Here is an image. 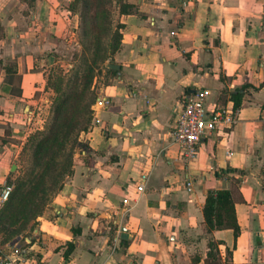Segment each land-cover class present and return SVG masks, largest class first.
I'll return each mask as SVG.
<instances>
[{
	"label": "crops",
	"instance_id": "0c3cea01",
	"mask_svg": "<svg viewBox=\"0 0 264 264\" xmlns=\"http://www.w3.org/2000/svg\"><path fill=\"white\" fill-rule=\"evenodd\" d=\"M71 1L0 0V193L18 172L32 104L49 89L50 50L78 24ZM127 2L128 13L117 5L120 46L107 79L92 85L73 174L0 259L18 243L27 250L19 264H264V0ZM200 89L209 109L236 118L186 158L175 109ZM223 188L237 231L205 220L209 190Z\"/></svg>",
	"mask_w": 264,
	"mask_h": 264
},
{
	"label": "trees",
	"instance_id": "16d2710c",
	"mask_svg": "<svg viewBox=\"0 0 264 264\" xmlns=\"http://www.w3.org/2000/svg\"><path fill=\"white\" fill-rule=\"evenodd\" d=\"M95 1L100 3V8ZM113 2L120 4L121 13H128L132 9L131 3L127 0H72L69 4L70 10L79 13L80 16L90 10L96 13L98 19H102L103 23H97L95 32L100 29L109 30L108 48L112 47L111 53L119 48L122 35L119 30L122 26L120 23L115 24V31L109 29L113 27L110 18V7ZM113 39H116V43L111 46ZM94 40L96 43L100 41L97 33ZM108 59L113 61V55L111 58H108V55L101 58L104 61ZM96 65L97 60L94 58L82 72L71 69L64 74L55 66L47 73L46 87L53 92L51 114L48 115L44 129L30 137L32 164L28 165L25 176L16 179L14 189L0 207V230H4L0 242L12 239L18 231V224L30 217L39 216L45 205L50 203L64 186L66 178L73 174V148L80 132L87 130L92 122V105L97 97L92 88ZM10 69L11 66L8 67V72ZM106 69L114 71L112 68ZM232 97L235 106H239L238 94H232ZM27 148L28 144L25 142L22 153L26 152ZM204 216L209 226L232 227L237 231L234 200L229 189L209 190Z\"/></svg>",
	"mask_w": 264,
	"mask_h": 264
},
{
	"label": "rangeland",
	"instance_id": "374dc122",
	"mask_svg": "<svg viewBox=\"0 0 264 264\" xmlns=\"http://www.w3.org/2000/svg\"><path fill=\"white\" fill-rule=\"evenodd\" d=\"M98 3V6L100 8V3ZM117 5L119 6V3L113 2L110 7L111 12V23L113 24V27H109L112 31L116 30L114 28L116 24V17H117ZM66 6V5H64ZM69 8V5L67 6ZM78 24L75 28H73L71 25H68L63 32V35L57 44L52 47L50 50V53H52V58L55 60L53 64L48 63L46 72L48 73L50 69H53L55 66L58 68V71H61L64 74H67L71 69H77L81 72L83 69L88 65V63L91 62L92 59L97 60V65L94 68L95 75L93 76V83L94 82H102L105 78L107 79L108 75L104 74L103 71L105 67V63L107 60H101L102 56H107L108 58H111L113 53H111V48H108V43L110 42V34L109 30H99L98 32H95V28L98 26L97 23L102 24V19H98L96 13L91 12L90 10L88 13L83 14V16L79 15V13H75ZM97 33V37L100 38L99 42H95L94 37ZM116 39H113L111 42V46L115 45ZM109 50V51H108ZM109 60V59H108ZM108 63V62H107ZM93 85V84H92ZM93 88V87H92ZM95 91V89H94ZM39 96L41 94L43 95L42 99L36 104H32L33 110L30 113V120L26 121L25 128H27V138L26 142L28 144V148L26 152H23L20 154L19 158L17 159V162H15V169L18 168V172L13 176V178H10L8 181L9 184L12 186V190L14 189L16 185V179L19 177L25 176V173L27 172L28 165L30 166L32 164L33 154L31 150V139L30 137L40 130H43L45 127V123L47 122L48 115L51 114V97L53 95V92L51 89H48L47 91L40 90ZM28 111V108H27ZM80 134L78 135V139L76 141V144L73 148L74 155L80 147H82L83 143L80 139ZM36 137V136H35ZM34 137V138H35ZM33 138V139H34ZM64 161L63 159H61ZM18 164V166H17ZM2 206V205H1ZM53 206L52 201L45 205L44 211L46 209H50ZM38 216L30 217L29 219H26L24 222H21L18 224L17 232L14 234V236L11 238H8V240H5L3 242H0V247L6 243L7 241L15 240L20 235H23L28 229L37 223ZM4 230H0V239L1 234ZM7 244V243H6Z\"/></svg>",
	"mask_w": 264,
	"mask_h": 264
},
{
	"label": "built area",
	"instance_id": "2783aa9c",
	"mask_svg": "<svg viewBox=\"0 0 264 264\" xmlns=\"http://www.w3.org/2000/svg\"><path fill=\"white\" fill-rule=\"evenodd\" d=\"M208 89H200L187 98L184 103L175 109V123L173 137L181 148V153L186 158L196 156L198 147L208 133L218 131L223 127H230L235 122L236 113L224 105L216 104L211 109L207 107L209 96ZM104 103L103 100L98 101ZM146 175H142L141 182L137 185L139 191L146 187ZM189 184V183H188ZM189 189H191L189 187ZM12 191V186L6 183L1 190L0 198L5 201ZM124 203L129 204L125 198ZM27 256L26 248L14 243L11 253L0 259V264H19Z\"/></svg>",
	"mask_w": 264,
	"mask_h": 264
},
{
	"label": "water",
	"instance_id": "95a60500",
	"mask_svg": "<svg viewBox=\"0 0 264 264\" xmlns=\"http://www.w3.org/2000/svg\"><path fill=\"white\" fill-rule=\"evenodd\" d=\"M108 65H109L110 67H115V64H113V63H109ZM15 166H16V165L14 164V165H13V169L15 168Z\"/></svg>",
	"mask_w": 264,
	"mask_h": 264
}]
</instances>
